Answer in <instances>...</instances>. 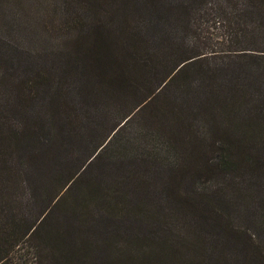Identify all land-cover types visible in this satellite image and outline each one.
Returning a JSON list of instances; mask_svg holds the SVG:
<instances>
[{
  "label": "trees",
  "instance_id": "16d2710c",
  "mask_svg": "<svg viewBox=\"0 0 264 264\" xmlns=\"http://www.w3.org/2000/svg\"><path fill=\"white\" fill-rule=\"evenodd\" d=\"M1 2L0 264H264V0Z\"/></svg>",
  "mask_w": 264,
  "mask_h": 264
},
{
  "label": "rangeland",
  "instance_id": "374dc122",
  "mask_svg": "<svg viewBox=\"0 0 264 264\" xmlns=\"http://www.w3.org/2000/svg\"><path fill=\"white\" fill-rule=\"evenodd\" d=\"M1 6L4 7V10H10V14L11 16L16 13V10L17 8H19L20 10H26L28 9L29 7V2H26V0H3V2H1ZM18 13H16L15 15H17ZM19 16V15H18ZM18 16H15V22L18 23V22H21L20 20H22V18L20 17V19H18ZM131 16H129L128 19H130ZM51 18V17H50ZM113 16H110V19H112ZM114 20H118L120 22H125L127 21L128 19H126L125 21H123V17H115L114 16ZM51 26H58L59 24V18L58 17H53L51 18ZM130 22V21H129ZM13 35V34H12ZM43 37H47V34L46 33H43L42 34ZM62 37V38H61ZM49 43H47V48L49 49L50 47V55H49V62L50 63H53L54 65L56 64H60L61 61H64L66 59L63 51L64 50H67L68 46H69V41H65V38L68 40V37L66 34H61L59 31H56L54 32L53 34H49ZM12 52V53H11ZM7 54H10V55H13L15 58H17V61L16 62H21L23 61L24 59L19 57L20 54L19 53H16L10 49H8V53ZM108 58H111V56H109ZM25 61L21 62V63H24ZM9 64V63H8ZM6 64V65H8ZM93 109L96 111V106L93 107ZM102 115V113H101ZM104 116L106 118H110L112 117V114H104ZM97 119H99V116L96 117ZM103 119L100 117V121L97 123V124H101L103 123ZM105 122H107V120H105ZM112 122H110L111 124ZM140 142L141 144L144 146L146 143H148V140L145 139H140ZM154 144H151L148 146L149 148L151 146H153ZM131 146V145H130ZM101 168H104V165L101 166ZM104 169H108V167L106 166ZM161 180V179H160ZM160 180L158 181V183H160ZM155 181H157V176H156V179ZM110 186H111V191L114 190V184L110 183ZM76 231V229H75ZM37 242L34 240V241H31L30 242V247L28 248L27 246L23 249V248H20L19 251L15 252L14 253V257L12 258L13 259V264H31L33 263L34 260H40V257H39V254H34V251L36 250V245Z\"/></svg>",
  "mask_w": 264,
  "mask_h": 264
}]
</instances>
